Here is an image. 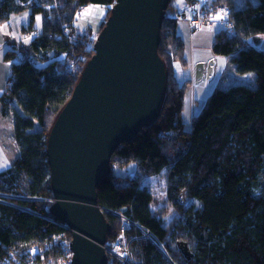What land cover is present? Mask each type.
I'll use <instances>...</instances> for the list:
<instances>
[{
  "label": "trees",
  "instance_id": "obj_1",
  "mask_svg": "<svg viewBox=\"0 0 264 264\" xmlns=\"http://www.w3.org/2000/svg\"><path fill=\"white\" fill-rule=\"evenodd\" d=\"M114 1L0 0V24L17 13L29 12L31 24L36 14L44 17L26 49H19L23 61L10 64L0 96V114L11 116L18 150L0 172V193H13L7 198L15 204L0 201V264H58L67 257L63 244L71 233L50 211L54 194L47 135L93 54L90 35L77 31L75 15L84 4L108 11ZM185 1L196 30L191 21L200 16L201 0ZM210 1L228 8L212 52L224 56L235 73H252L255 83L216 85L186 129L184 88L190 76L177 32L179 12L173 1L167 5L158 45L167 71L159 114L117 146L111 171L97 186L110 225L107 244L121 232L116 212L121 213L128 223L123 230L132 264H264V49L248 44L250 37L264 35V0ZM13 54L6 52L5 60ZM129 165L139 176L166 169L174 218L167 220L163 211L152 208V192L136 173L118 172ZM186 196L199 205L185 206Z\"/></svg>",
  "mask_w": 264,
  "mask_h": 264
},
{
  "label": "water",
  "instance_id": "obj_2",
  "mask_svg": "<svg viewBox=\"0 0 264 264\" xmlns=\"http://www.w3.org/2000/svg\"><path fill=\"white\" fill-rule=\"evenodd\" d=\"M171 1L115 0L109 6L93 54L49 129L50 211L71 233L70 264H108L110 225L97 186L110 173L117 146L159 114L167 71L158 45ZM202 68L196 65V79Z\"/></svg>",
  "mask_w": 264,
  "mask_h": 264
},
{
  "label": "rangeland",
  "instance_id": "obj_3",
  "mask_svg": "<svg viewBox=\"0 0 264 264\" xmlns=\"http://www.w3.org/2000/svg\"><path fill=\"white\" fill-rule=\"evenodd\" d=\"M173 5L176 7V11H186V17L182 16L183 22L188 21V26L190 28V31H183L179 32L180 35H182L183 43H184V53L185 57L187 59V63L190 67H192L194 63V67L198 64L197 57L200 60V62H203L204 65H208L211 67V73L208 75L207 78H203L200 80L196 79V76L194 74V77L190 78L189 84L186 88L185 86V95H184V108H183V117L185 122V128H190V123L192 117H194V113L198 112V109L201 107L202 102L205 100L206 96L213 90L215 87L214 85H220V86H229L231 84L235 83H247L250 85H254V75L252 73L246 72L243 74L235 73L232 64L222 55H215L212 52V40L214 38L215 31L219 29L221 26H223L222 22L219 20H214L211 23L204 24L199 29H193V27L189 23V18L191 15H189L188 11V3L185 0H172ZM200 5L207 6L206 0H201L197 4V9L200 10ZM56 3L53 2L52 7H55ZM83 7L79 9L77 14L75 15V23L77 26V31L84 33L87 32L88 35H90L89 38L92 36V40H96L99 30L103 26L108 14L104 13L107 11L106 7H103L99 4H84ZM49 10V7H47ZM85 10H88L87 12ZM50 12V10H49ZM25 14L17 15L12 17L10 21L7 20L4 22H1V25L5 23L6 27H1V32H6L8 30L7 34L13 33L16 35V42L13 43L6 51V52H12L13 58L6 60L9 65L14 62H22L24 57H21L19 53L22 51L19 50L20 48H24L27 46L31 38H34L37 34V32L41 29L42 22L44 20V17L42 14H36L34 16V22L31 24L30 21V13L24 12ZM15 14H11L10 16H13ZM181 17V16H180ZM181 17V18H182ZM10 18V17H9ZM39 18V19H37ZM186 20V21H185ZM16 25H18L20 28H14ZM190 32V33H189ZM12 35V34H10ZM10 38H13V36H10ZM20 38V39H19ZM95 42V41H94ZM93 46V41L90 42ZM248 44L251 46H254L259 49H264V35L258 34L256 36L250 37L248 39ZM15 50V51H14ZM5 56V55H4ZM196 58L197 62H193V60ZM213 58L214 62H211L210 59ZM71 59V58H70ZM5 61V60H4ZM210 61V62H209ZM188 68V66H187ZM210 69L208 70L209 73ZM186 71L182 70L180 71L181 76H186ZM221 72V73H220ZM7 82V80H6ZM216 83V84H215ZM6 83L3 87L5 88ZM4 134L5 139L12 138V119L11 116H7L4 119ZM3 128V127H2ZM7 140H4V144L6 146L10 147L15 144L11 142L6 143ZM3 144V145H4ZM16 145V144H15ZM116 162V161H115ZM114 162V163H115ZM130 166V165H129ZM127 166V167H129ZM126 167V168H127ZM134 165H131L129 168H125L124 171H118L120 174H123V176H126L129 172L131 174L136 173L134 170ZM166 169L162 171L159 174L156 175H149V176H139V173H136L138 175V179L140 180V183L145 185L148 189L152 192V208L155 210L163 211L164 215L167 220H170L174 218L177 210H174V205L168 200L167 197V191H166ZM2 193V192H1ZM8 196H11L13 198L14 194H4L0 196V200L2 202H8L11 204H14L12 202H9ZM185 206L194 205L195 207L199 205L196 199L186 196L185 197ZM15 205V204H14ZM122 221V224H120L121 232L123 231L124 234V216L123 214L119 213L118 215ZM126 224V222H125ZM120 233V232H119ZM118 233V234H119ZM117 240V239H115ZM115 240L113 243H111L110 246H114ZM59 264V263H58Z\"/></svg>",
  "mask_w": 264,
  "mask_h": 264
},
{
  "label": "crops",
  "instance_id": "obj_4",
  "mask_svg": "<svg viewBox=\"0 0 264 264\" xmlns=\"http://www.w3.org/2000/svg\"><path fill=\"white\" fill-rule=\"evenodd\" d=\"M188 11H189V15H191L192 14V10H191V8L189 7L188 8ZM177 12H179V11H177ZM22 14H25V13H17V14H15V15H13V16H10V18L7 20L8 22L10 21V19H12V17H14V16H17V15H22ZM179 17H178V22H177V32L179 33V32H182L183 33V31H182V29L184 30V31H190V28H189V26H188V21H186V22H183V17L182 16H184V17H186V11H181L180 13H179V15H178ZM182 18H181V17ZM3 25H5V23L4 24H0V28L3 26ZM3 27H6V26H3ZM14 28H17V29H19L20 27L18 26V25H16ZM201 28V27H200ZM199 29V28H198ZM216 32V31H215ZM8 33V30L6 31V32H1V30H0V96H1V94H2V92H3V87H4V85H5V83H6V80H7V76L9 75V63H7V61L5 60V58H4V55H5V51L13 44V43H15L16 42V35L15 34H13V33H10V34H12V35H10V34H7ZM190 33V32H189ZM180 34V33H179ZM9 35L10 36H13V38H10L9 37ZM182 36V35H181ZM20 39V38H19ZM213 41V40H212ZM5 60V61H4ZM197 60H198V62L196 61V58L193 60V62H197V63H201L202 64V66H203V68H202V75L199 77V79H197V80H200V79H203V78H207L208 79V65H204V63L203 62H200V60L201 59H199L198 57H197ZM210 61L211 62H214V60H213V58H211L210 59ZM209 61V62H210ZM189 64V63H188ZM193 66L192 67H190L189 65H188V68L186 69V70H188V73H189V76H190V78L191 77H194V74H195V67H194V63L192 64ZM221 73V72H220ZM216 84V83H215ZM214 86H216V85H214ZM207 97V96H206ZM206 99V98H205ZM203 103H204V101L202 102V104H201V106L203 105ZM5 118L4 117H2L1 116V114H0V164H3L4 163V161L6 160L7 161V163L6 164H4V166H2V167H0V172L1 171H4V170H6L10 165H11V162H12V160L15 158V156H16V154H17V152H18V150H17V148H16V145L14 144V142H13V139L10 137V138H7V139H5V136L3 137V135H5L4 134V120ZM3 127V128H2ZM4 140H7L6 141V143H8V142H11V143H13L14 145H12V146H10V147H8V146H6V144H4L3 142H4ZM4 144V145H3Z\"/></svg>",
  "mask_w": 264,
  "mask_h": 264
},
{
  "label": "built area",
  "instance_id": "obj_5",
  "mask_svg": "<svg viewBox=\"0 0 264 264\" xmlns=\"http://www.w3.org/2000/svg\"><path fill=\"white\" fill-rule=\"evenodd\" d=\"M206 5L207 6L200 5L199 7L200 16L193 18L191 21L192 24L196 26V28H200L202 25L211 23L214 20H219L223 22L224 18L226 17V14L228 13V8L226 6L212 5L210 0H206ZM82 7L83 6H81L80 8ZM104 13H107V11ZM91 41H93V43L95 41V40H92V36L91 38H89V42ZM1 195L2 194L0 193V196ZM124 219L127 220L125 217ZM124 226L125 227L128 226V223L126 222L125 224L124 222ZM145 235L148 236L147 233H145ZM115 239L117 240H115V243H114L115 245L113 247L110 246L111 244L106 243V250L108 254V264L112 263V261L114 260H117L119 264H132L129 260V250L127 246V239H126L125 234H123V231L117 234ZM153 242L155 243V241ZM63 249L65 250V254L67 257L64 258L63 261L60 262L59 264H70L69 256L71 255V251L69 249V243L67 245L63 244ZM42 264H45V263H42Z\"/></svg>",
  "mask_w": 264,
  "mask_h": 264
},
{
  "label": "snow or ice",
  "instance_id": "obj_6",
  "mask_svg": "<svg viewBox=\"0 0 264 264\" xmlns=\"http://www.w3.org/2000/svg\"><path fill=\"white\" fill-rule=\"evenodd\" d=\"M85 11L87 12L88 10H85ZM37 19H39V18H37ZM6 163H7V161L5 160L3 164H0V167L4 166V164H6Z\"/></svg>",
  "mask_w": 264,
  "mask_h": 264
},
{
  "label": "bare ground",
  "instance_id": "obj_7",
  "mask_svg": "<svg viewBox=\"0 0 264 264\" xmlns=\"http://www.w3.org/2000/svg\"><path fill=\"white\" fill-rule=\"evenodd\" d=\"M116 215L118 216L119 215V213L118 212H116ZM71 257H72V255H70L69 256V259L71 260Z\"/></svg>",
  "mask_w": 264,
  "mask_h": 264
},
{
  "label": "clouds",
  "instance_id": "obj_8",
  "mask_svg": "<svg viewBox=\"0 0 264 264\" xmlns=\"http://www.w3.org/2000/svg\"><path fill=\"white\" fill-rule=\"evenodd\" d=\"M68 230V229H67Z\"/></svg>",
  "mask_w": 264,
  "mask_h": 264
}]
</instances>
